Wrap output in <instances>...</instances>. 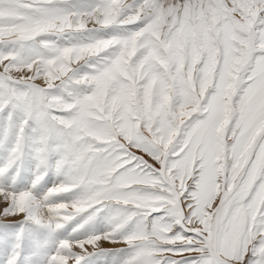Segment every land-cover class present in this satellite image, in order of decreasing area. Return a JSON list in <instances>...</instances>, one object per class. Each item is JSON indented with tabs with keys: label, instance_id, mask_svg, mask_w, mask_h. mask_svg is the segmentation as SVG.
Returning a JSON list of instances; mask_svg holds the SVG:
<instances>
[{
	"label": "snow or ice",
	"instance_id": "snow-or-ice-1",
	"mask_svg": "<svg viewBox=\"0 0 264 264\" xmlns=\"http://www.w3.org/2000/svg\"><path fill=\"white\" fill-rule=\"evenodd\" d=\"M0 264H264V0H0Z\"/></svg>",
	"mask_w": 264,
	"mask_h": 264
}]
</instances>
